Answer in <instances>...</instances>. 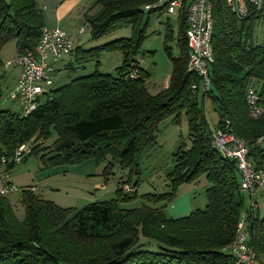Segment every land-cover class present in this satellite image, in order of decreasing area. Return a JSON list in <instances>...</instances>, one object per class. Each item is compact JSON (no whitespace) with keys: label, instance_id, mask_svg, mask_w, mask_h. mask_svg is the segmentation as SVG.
Segmentation results:
<instances>
[{"label":"trees","instance_id":"obj_1","mask_svg":"<svg viewBox=\"0 0 264 264\" xmlns=\"http://www.w3.org/2000/svg\"><path fill=\"white\" fill-rule=\"evenodd\" d=\"M158 1H95L91 9L98 10L85 14L90 36L100 37L120 26H131L132 35L89 50L77 47L73 59L98 60L102 53L118 51L122 64L115 74L101 73L96 61L94 72L53 87L27 116L0 110V172L9 173L17 165L10 160L24 144H35L28 156L42 152L40 159L49 165H75L87 159L100 163L110 157L119 160L122 168H137V155L154 140L159 124L170 117L177 123L184 113L190 145L182 144L173 153V168L166 173L170 191L144 195L152 206L120 209L119 202L137 197L138 182L133 187L126 182L117 188L114 199L73 209L24 188L22 220L7 195L1 196L0 264H235L229 247L240 212L249 211L236 161L213 147L211 135L228 121L234 136L246 143L248 160L264 171V114L250 118L245 100L251 84L264 104V44L251 42L254 23L264 17V1L260 9L251 8L239 19L226 0H209L214 60L208 78L219 98L204 91L202 78L188 70L184 9L178 16L176 56L168 45L174 38L169 27L163 37L171 63L168 84L157 94L148 92L149 74L137 57L148 25L142 24L145 7ZM44 28L34 0H0V51L14 41L17 55L35 52ZM207 99L218 114L214 127L206 118ZM53 135V141L43 146ZM200 176L207 182L205 208L178 219L167 218L163 207L174 198L177 187ZM160 203L165 205L154 207ZM248 233L257 264H264V216L258 211L248 216ZM140 235L155 243V248L141 243Z\"/></svg>","mask_w":264,"mask_h":264},{"label":"rangeland","instance_id":"obj_2","mask_svg":"<svg viewBox=\"0 0 264 264\" xmlns=\"http://www.w3.org/2000/svg\"><path fill=\"white\" fill-rule=\"evenodd\" d=\"M8 1V0H6ZM37 9L41 10L45 26L48 29L65 31L74 41V49L83 50L98 47L110 41L129 38L132 35L131 26H120L100 37L90 36L89 28L85 22V14H94L98 9L91 7L96 0H34ZM91 9V10H90ZM178 14L166 15L164 13L143 14L142 24L146 22L145 38L141 45V52L137 57L139 66L146 70L149 78L146 88L150 94H157L167 86L171 74V63L163 48V37L169 27L173 32V40L169 42L174 56L178 54L176 35L179 29ZM143 27V25H142ZM83 29V33L79 31ZM251 42L255 45L264 44V17L257 20L252 28ZM17 55L15 42L6 43L0 51L2 66L0 67V110L9 109L18 112L15 102L9 98L10 91L14 88L19 68L15 65L7 66L6 63ZM72 56V55H71ZM69 59L65 57V59ZM71 69L63 68L58 64V71L53 87H59L80 76L88 75L96 69L101 73L115 74V69L122 64L123 56L120 52L102 53L98 60L75 62L73 56ZM205 114L211 127L218 122L215 105L210 100H205ZM44 141L47 146L53 141ZM190 145L188 138L187 118L184 113L179 121L174 123L172 118L163 120L155 132L154 140L138 153L136 158L137 168H122L119 160L108 157L100 163L87 159L75 165H49L42 161V154L28 156L21 163L9 171L10 183L14 187L7 198L9 199L16 217L24 218V209L20 203L21 190L32 188L43 199L54 202L62 208L81 209L92 202L109 201L116 197L117 188L126 182L133 187L136 182L137 197L126 202H119L120 209H136L144 205L152 206L143 196L147 194H162L170 191L166 173L173 168V153L180 145ZM35 145V144H33ZM33 145L26 146L31 152ZM29 152V153H30ZM206 179L200 176L190 183H183L176 189L174 198L169 203H160L154 207H163L167 218L178 219L189 215L206 206ZM129 186V187H130ZM126 189V187H125ZM245 207L251 203L249 194H244ZM254 200L259 208L260 217L264 216V192L255 193ZM140 242L147 243L150 249L155 248V243L148 241L140 235Z\"/></svg>","mask_w":264,"mask_h":264},{"label":"built area","instance_id":"obj_3","mask_svg":"<svg viewBox=\"0 0 264 264\" xmlns=\"http://www.w3.org/2000/svg\"><path fill=\"white\" fill-rule=\"evenodd\" d=\"M264 0H226L227 5L237 18H245L251 8L260 9ZM181 9L185 11V35L188 46V70L202 78V88L209 91L210 81L208 70L213 62L212 32L213 16L212 5L209 0H159L157 3L145 7L146 11L156 10L166 15L178 14ZM84 30L81 29L80 33ZM74 41L65 31L60 29L42 30L41 38L35 52L16 55L6 63L15 65L20 69V76L15 87L10 91L9 98L16 103L22 116H27L36 110L40 99L51 91L56 77V65L65 57L72 54ZM133 77V76H132ZM194 88V86H193ZM246 104L248 115L258 119L264 114V104L260 102L259 95L253 85L246 91ZM212 145L224 157L236 161L240 173V191L247 192L251 203L248 211H241L236 225V236L229 247L235 264H257L256 255L249 245L248 216L255 215L257 203L255 193L264 192V171L256 170L248 160V147L246 143L234 136L226 121L223 128L212 131ZM28 146H19L11 162L21 163L29 154ZM3 157L1 163L5 164ZM14 191L7 171L0 172V197Z\"/></svg>","mask_w":264,"mask_h":264},{"label":"crops","instance_id":"obj_4","mask_svg":"<svg viewBox=\"0 0 264 264\" xmlns=\"http://www.w3.org/2000/svg\"><path fill=\"white\" fill-rule=\"evenodd\" d=\"M46 27V26H45ZM46 28H48V27H46ZM50 29V28H49ZM79 33H80V31H79ZM72 55V54H71ZM69 56V59L67 58V59H63L61 62H59L58 64H61L62 65V67L63 68H67L68 69V65H70L71 64V60H70V58L72 57V56ZM57 64V65H58ZM57 65H56V72L58 71V67H57ZM20 70V69H19ZM19 76H20V71H19V73L17 74V76H16V80H15V83H14V87H15V85H16V83H17V80H18V78H19ZM57 76V75H56ZM56 78V77H55ZM166 87V86H165ZM214 127V126H213ZM206 187H207V184H206ZM258 207V206H257ZM257 211H258V213H259V208L257 209ZM260 215V214H259Z\"/></svg>","mask_w":264,"mask_h":264},{"label":"water","instance_id":"obj_5","mask_svg":"<svg viewBox=\"0 0 264 264\" xmlns=\"http://www.w3.org/2000/svg\"><path fill=\"white\" fill-rule=\"evenodd\" d=\"M209 91H210V92H211L216 98H219L217 92L215 91V89L213 88L212 85H210V87H209Z\"/></svg>","mask_w":264,"mask_h":264}]
</instances>
